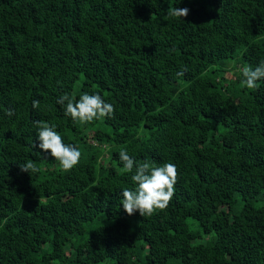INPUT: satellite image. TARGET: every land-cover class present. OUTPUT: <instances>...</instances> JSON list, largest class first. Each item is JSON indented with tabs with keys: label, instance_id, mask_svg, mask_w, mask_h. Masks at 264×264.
<instances>
[{
	"label": "trees",
	"instance_id": "trees-1",
	"mask_svg": "<svg viewBox=\"0 0 264 264\" xmlns=\"http://www.w3.org/2000/svg\"><path fill=\"white\" fill-rule=\"evenodd\" d=\"M261 60L264 0H0V264H264V79L240 71ZM85 92L113 116H65ZM37 120L78 146L73 169ZM122 149L175 164L166 209L123 210Z\"/></svg>",
	"mask_w": 264,
	"mask_h": 264
},
{
	"label": "clouds",
	"instance_id": "clouds-1",
	"mask_svg": "<svg viewBox=\"0 0 264 264\" xmlns=\"http://www.w3.org/2000/svg\"><path fill=\"white\" fill-rule=\"evenodd\" d=\"M189 14L188 8L169 7L166 18L181 19ZM187 69H182L176 73L177 77L184 75ZM241 84L248 89L257 87V81L264 79V60L255 67L247 66L241 70ZM64 109V115L73 121L81 124H88L94 120L105 117H112L114 106L106 102L99 94L83 93L78 99L69 93L62 94L56 101ZM32 107H40V101L33 100ZM14 113L9 110L7 115ZM37 130V137L40 141L38 147L45 153H49L58 162L63 171H70L76 166L81 157L78 146L66 144L61 135L55 130L56 125L43 120L34 121ZM119 160L122 162L123 171L133 173L131 181L133 189L122 190L120 204L123 210L129 215L137 211L140 216H151L155 211L166 209L175 194V184L177 183L178 171L173 163H163L157 165L147 159L136 161L126 150L119 152ZM22 172L38 173L40 169L32 160L19 165Z\"/></svg>",
	"mask_w": 264,
	"mask_h": 264
},
{
	"label": "rangeland",
	"instance_id": "rangeland-1",
	"mask_svg": "<svg viewBox=\"0 0 264 264\" xmlns=\"http://www.w3.org/2000/svg\"><path fill=\"white\" fill-rule=\"evenodd\" d=\"M190 222L192 223L193 222V219H190ZM193 228H196V226L195 225H191Z\"/></svg>",
	"mask_w": 264,
	"mask_h": 264
}]
</instances>
